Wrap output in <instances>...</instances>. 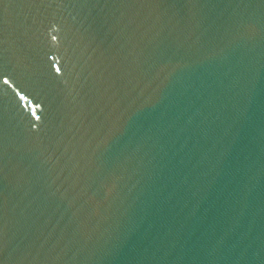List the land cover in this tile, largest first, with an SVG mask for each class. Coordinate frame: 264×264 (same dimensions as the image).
I'll list each match as a JSON object with an SVG mask.
<instances>
[{
  "label": "water",
  "instance_id": "water-1",
  "mask_svg": "<svg viewBox=\"0 0 264 264\" xmlns=\"http://www.w3.org/2000/svg\"><path fill=\"white\" fill-rule=\"evenodd\" d=\"M0 73V264H264L262 0H0Z\"/></svg>",
  "mask_w": 264,
  "mask_h": 264
},
{
  "label": "snow or ice",
  "instance_id": "snow-or-ice-1",
  "mask_svg": "<svg viewBox=\"0 0 264 264\" xmlns=\"http://www.w3.org/2000/svg\"><path fill=\"white\" fill-rule=\"evenodd\" d=\"M40 3H44L45 0H39ZM74 4H79L83 7H98L101 5L107 6H120V7H128V8H135V7H146L152 6L159 3V0H71ZM264 2V0H262ZM123 20H113L109 21L104 17H93L92 24H94L98 29L104 30L106 28L112 27L113 25H118L123 23ZM136 23L135 20L129 21L128 26ZM53 40H56L57 37L54 35L52 37ZM57 72L60 71L59 68L56 69ZM12 78L6 73H0V98H4L9 94V89L15 94V97H18L16 103L19 105L20 102H24V104L31 108L32 105L28 103L27 96L30 95L26 92L25 95H21L19 91H16V88H13V84L16 83L15 80L10 83ZM19 87V84H17ZM31 115L35 116V112L33 111ZM2 171V170H0ZM4 208H5V198L4 194L0 192V250L3 249L5 245V235H6V225H5V218H4Z\"/></svg>",
  "mask_w": 264,
  "mask_h": 264
}]
</instances>
